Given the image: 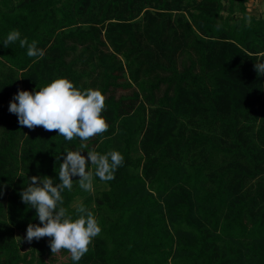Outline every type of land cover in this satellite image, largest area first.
<instances>
[{
	"label": "trees",
	"instance_id": "obj_1",
	"mask_svg": "<svg viewBox=\"0 0 264 264\" xmlns=\"http://www.w3.org/2000/svg\"><path fill=\"white\" fill-rule=\"evenodd\" d=\"M250 1L0 0V264H73L50 238L26 242L39 220L20 192L59 183L66 151L112 150L124 164L94 177L106 190L73 177L62 193L102 228L78 264H264V16ZM12 30L45 55L5 48ZM58 78L106 97L109 131L84 148L8 111Z\"/></svg>",
	"mask_w": 264,
	"mask_h": 264
},
{
	"label": "clouds",
	"instance_id": "obj_2",
	"mask_svg": "<svg viewBox=\"0 0 264 264\" xmlns=\"http://www.w3.org/2000/svg\"><path fill=\"white\" fill-rule=\"evenodd\" d=\"M17 41L21 48L27 47L29 57L42 58L45 55L36 41L29 43L27 37L21 38L18 30L8 33L3 46L6 48ZM254 69L257 73H264V62L256 63ZM105 109L106 97L100 90L88 88L82 91L68 79L58 78L35 92L18 90L8 111L17 116L22 127L56 131L66 141L79 139L80 147L84 148L90 139L109 131L110 126L102 114ZM82 153L66 151L58 172L59 183L47 176H33L29 179V186L20 192L22 202L35 209L39 220V224H28L26 242L31 244L33 240L50 238L48 247L52 255L66 250L73 264H78L89 252L102 228L94 214L82 204L76 208L77 218L74 219L63 206L62 193L65 189L72 190L73 177H78L75 182L82 190L91 192L94 177L103 182L111 181L124 164L123 155L115 150L106 154L88 151L87 156ZM89 164L94 172L89 171Z\"/></svg>",
	"mask_w": 264,
	"mask_h": 264
},
{
	"label": "rangeland",
	"instance_id": "obj_3",
	"mask_svg": "<svg viewBox=\"0 0 264 264\" xmlns=\"http://www.w3.org/2000/svg\"><path fill=\"white\" fill-rule=\"evenodd\" d=\"M247 7H248V11L252 15L256 17L264 16V0H251ZM93 184H94V190L90 192L91 195L93 196H97L100 192L107 189V186H105L104 184H96L94 183V181ZM82 201L83 200L81 199L77 200L75 205L82 203Z\"/></svg>",
	"mask_w": 264,
	"mask_h": 264
}]
</instances>
